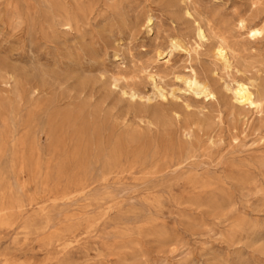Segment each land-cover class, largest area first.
Listing matches in <instances>:
<instances>
[{
  "label": "rangeland",
  "instance_id": "374dc122",
  "mask_svg": "<svg viewBox=\"0 0 264 264\" xmlns=\"http://www.w3.org/2000/svg\"><path fill=\"white\" fill-rule=\"evenodd\" d=\"M0 264H264V0H0Z\"/></svg>",
  "mask_w": 264,
  "mask_h": 264
},
{
  "label": "bare ground",
  "instance_id": "6f19581e",
  "mask_svg": "<svg viewBox=\"0 0 264 264\" xmlns=\"http://www.w3.org/2000/svg\"><path fill=\"white\" fill-rule=\"evenodd\" d=\"M237 26H238V28L241 31L246 32L249 35L248 37L251 38V39H256L257 37L262 35V30H259V29H256V28L252 27L244 19L239 20ZM197 33H198L197 35L199 36V38L203 39L205 37V32H204V30L202 28H199ZM169 45H170V52H168L169 54H166V53H164L162 51L159 54V57H163V56H166V57L169 56L170 57L173 54V52H175V51L180 52L182 54H185L188 57H190L191 54H192L191 49L187 48L184 44L179 42V40H177V39H173L172 38L170 40V44ZM214 54H215L214 56L217 59V61L222 63L221 64L222 66H225L226 68L231 66V63H230L231 58L229 57L230 53L227 51V46H225L223 42H219L218 44H216V46L214 47ZM231 56H232V54H231ZM116 60H120L119 57ZM182 78H184V77H182ZM183 82L185 83V86H186V92H189L191 95H197V96L198 95H208V96L212 95L209 85H207L205 82L200 80L197 77V75H194L193 77H190V78H184ZM234 95H235L236 99L241 104L246 103L248 101V99H249V95H248V93L245 91V89L243 87H239L237 89V91L234 92ZM135 97H136L135 95H132L133 99Z\"/></svg>",
  "mask_w": 264,
  "mask_h": 264
}]
</instances>
